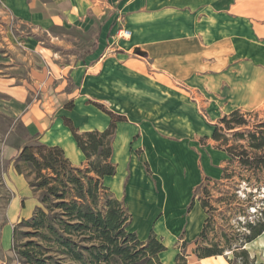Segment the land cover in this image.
I'll use <instances>...</instances> for the list:
<instances>
[{
  "label": "crops",
  "instance_id": "obj_1",
  "mask_svg": "<svg viewBox=\"0 0 264 264\" xmlns=\"http://www.w3.org/2000/svg\"><path fill=\"white\" fill-rule=\"evenodd\" d=\"M0 15L93 32L91 51L74 66L60 64L59 76L52 70L44 83L5 82L21 100L35 86L45 89L39 101L51 107L35 110L33 104L21 117L29 135L61 147L83 166L87 158L66 120L80 133L103 131L113 118L101 104L119 105L121 114L114 113L125 119L117 121L112 143L116 173L102 180L132 214L128 231L143 241L154 231L166 246L159 253L163 264H231L224 255L200 258L193 252L204 220L202 214L190 236L191 210L201 205L189 207L194 188L207 176L219 178L229 158L212 137L220 118L264 103V0H0ZM121 29L130 36L114 38ZM136 48L146 53H134ZM194 118L203 125L196 127ZM13 149L15 156L19 149ZM214 166L216 174L210 173ZM17 175L22 187L9 206L11 224L32 217L40 204L27 179ZM10 235L8 225L0 264H12ZM184 241L186 261L180 262Z\"/></svg>",
  "mask_w": 264,
  "mask_h": 264
},
{
  "label": "rangeland",
  "instance_id": "obj_2",
  "mask_svg": "<svg viewBox=\"0 0 264 264\" xmlns=\"http://www.w3.org/2000/svg\"><path fill=\"white\" fill-rule=\"evenodd\" d=\"M87 31L88 29L65 25L48 28L41 24L21 21L10 15H0V254L4 253L1 249L3 230L9 225L12 244V255L9 259L12 260V264H59L73 263L74 260L63 253L64 247L55 241L53 235L45 239L42 235L43 231L32 227L30 225L32 222L27 223L36 215L37 207L43 206L39 199L40 204L36 207L32 217L27 219L19 217L12 224L10 223L9 206L22 187L17 180L14 161L18 153L13 155L15 153L13 147L17 146L18 149L19 146L27 144L29 132L21 117L30 110L33 104L35 110L42 107L39 99L45 89L41 88V85L40 87L35 86L28 92L27 98L21 100L11 92L10 86H7L5 82L11 79L12 85L27 86L28 83L33 82V78H36L39 84L44 83L45 78L53 74L52 70L59 76L60 64L74 66L82 61L81 58L92 41L93 32ZM114 38L125 37L117 32V37ZM68 70L66 69L63 75L68 79L67 89H71L73 78ZM43 106L51 107L48 103ZM101 106L104 110H114L113 112L121 114L119 105L101 104ZM200 108L206 113L204 105L201 104ZM240 110L242 118L229 124L222 123L224 140L232 150V157L229 156L224 164V166L229 165L228 174L230 176L222 182H205L202 189L194 188V193L198 194L195 203L199 202V198H208V195L210 207L214 208L210 209L209 213L212 221L208 233L209 238L213 240L215 237L219 238L223 230L228 233L247 232L246 222L255 218L257 209L264 207L262 200L264 198V147L258 149L252 146L254 141L250 136V133L255 132L260 135L264 131V103L254 109ZM189 113L193 117L192 112ZM192 120L196 127L203 125L199 119ZM176 151L179 153L181 150L176 147ZM242 160H250L251 168L242 164ZM218 168L214 166L210 173L216 174ZM183 174L190 179L197 180V177L190 176L191 173L187 168L183 169ZM21 175L23 174H20V177L24 176ZM222 175L219 178L208 177L219 180ZM34 195L38 198L37 194L34 193ZM108 196H110L109 192ZM105 200L106 196L99 202V209L105 210ZM191 211L194 221L189 228L190 236L197 231L202 214L203 220L206 217L199 205ZM59 212L56 210L52 213L53 222L58 227L61 226ZM158 230L163 229L158 227ZM260 236L246 243L242 248L248 250L250 260L264 263V233ZM73 238L80 239L78 233H74ZM178 246L182 252V242ZM23 251L29 254L25 256ZM226 254L230 258L240 260V257H235L229 250H226ZM220 258L226 262L223 256Z\"/></svg>",
  "mask_w": 264,
  "mask_h": 264
},
{
  "label": "trees",
  "instance_id": "obj_3",
  "mask_svg": "<svg viewBox=\"0 0 264 264\" xmlns=\"http://www.w3.org/2000/svg\"><path fill=\"white\" fill-rule=\"evenodd\" d=\"M90 51L91 49H88L82 58ZM135 51L142 55L146 53L140 48H136ZM65 106L72 107L73 103H67ZM107 112L113 120L103 131L80 133L70 120H66L72 127L78 146L87 158V163L83 166H75L61 147L46 145L36 136L28 135L27 144L18 147L19 152L14 158L15 168L19 174L25 176L32 191L43 204L37 207L36 215L27 223L32 222L30 224L32 227L43 231L45 239L53 235L55 241L64 247L63 253L74 260L73 263L59 264H163L159 253L166 250V246L154 231L144 241L139 239L135 232L128 231L132 214L126 203L118 199L103 183L105 175L116 173V164L112 160V143L117 121L125 119L124 116L112 111ZM241 112L240 109H236L221 117L212 135L216 146L225 150L231 157L232 150L222 134V123L229 124L242 118ZM261 133L260 135L250 133L254 141L251 145L258 149L264 147V131ZM251 163L250 160H242V164L248 167ZM228 170L229 165L224 166L223 175L219 180L205 177L197 190L202 189L205 182L224 181L230 176ZM196 195L197 192L194 193L190 209L195 204ZM105 196V210H102L98 208V204ZM207 197L199 198L206 217L193 252L200 258L224 255L231 264H264L250 260L248 250L242 248L264 233V207L257 209L255 218L246 222L247 232L228 233L223 230L219 238L215 237L213 240L209 238L208 233L212 221L209 213L210 209L214 208L210 207L209 196ZM262 200L264 202V198ZM56 210L60 211V227L53 222L52 213ZM74 233H78L80 239H74ZM186 245L184 241L183 254L177 256L180 262L186 261L184 253ZM226 250L231 251L235 257H240V260L230 258ZM23 254L27 256L29 253L23 251Z\"/></svg>",
  "mask_w": 264,
  "mask_h": 264
},
{
  "label": "built area",
  "instance_id": "obj_4",
  "mask_svg": "<svg viewBox=\"0 0 264 264\" xmlns=\"http://www.w3.org/2000/svg\"><path fill=\"white\" fill-rule=\"evenodd\" d=\"M119 34H121V36L127 38V37L130 36V31H129L128 29H121V30L119 31Z\"/></svg>",
  "mask_w": 264,
  "mask_h": 264
}]
</instances>
